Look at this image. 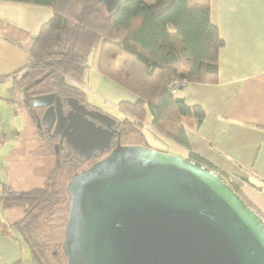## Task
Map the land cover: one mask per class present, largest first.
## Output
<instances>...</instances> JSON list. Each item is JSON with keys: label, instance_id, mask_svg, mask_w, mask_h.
I'll use <instances>...</instances> for the list:
<instances>
[{"label": "trees", "instance_id": "1", "mask_svg": "<svg viewBox=\"0 0 264 264\" xmlns=\"http://www.w3.org/2000/svg\"><path fill=\"white\" fill-rule=\"evenodd\" d=\"M7 1L49 6L53 11L25 49L31 61L21 81L24 102L35 121L43 112L34 106L37 97H86L80 84L86 79L90 57L96 55L98 72L137 98L133 104L119 106L126 120L120 128L122 142L137 131L128 125H146L189 149L187 130L199 128L206 113L199 106H187L183 96L171 94L169 86L184 80L212 83L218 74L223 42L211 21L210 0H121L115 13L93 0ZM140 139L135 144L150 146L143 134ZM190 158L212 169L199 156L190 153ZM65 173L55 168L44 186L28 191L0 188V209L19 206L22 211L7 225L0 218V232L8 234L11 228L19 232L36 264H67L62 245L69 197L59 179ZM231 176V187L241 196L240 188L249 183Z\"/></svg>", "mask_w": 264, "mask_h": 264}, {"label": "water", "instance_id": "2", "mask_svg": "<svg viewBox=\"0 0 264 264\" xmlns=\"http://www.w3.org/2000/svg\"><path fill=\"white\" fill-rule=\"evenodd\" d=\"M93 1L108 13L121 3ZM55 96L34 99L46 108L37 125L55 123L53 137L65 128L66 143L86 160L109 152L67 183V264H264V219L219 176L150 146L118 141L110 150L114 117L76 99L64 115Z\"/></svg>", "mask_w": 264, "mask_h": 264}, {"label": "crops", "instance_id": "3", "mask_svg": "<svg viewBox=\"0 0 264 264\" xmlns=\"http://www.w3.org/2000/svg\"><path fill=\"white\" fill-rule=\"evenodd\" d=\"M210 7L211 21L223 42L219 71L212 83H191L178 93L187 106L201 107L206 117L199 128L187 130L189 149L172 143L184 150L183 157L197 162L190 158L192 153L212 169L247 181L240 188L241 197L264 219V0H210ZM52 16L49 6L0 0V149L8 141L3 133L5 118L10 139L17 140L5 163L0 160V188L5 185L15 192H21L18 162L28 151L37 161L27 175H21L30 189L44 186L56 168L53 144L37 128L24 102L21 81L31 61L26 51L30 41ZM96 64L95 56L88 71H95L104 87L115 88L101 97L118 110L121 103L136 102L129 91L104 78ZM85 82L81 85L86 91Z\"/></svg>", "mask_w": 264, "mask_h": 264}, {"label": "rangeland", "instance_id": "4", "mask_svg": "<svg viewBox=\"0 0 264 264\" xmlns=\"http://www.w3.org/2000/svg\"><path fill=\"white\" fill-rule=\"evenodd\" d=\"M96 55H92L89 59V66L92 64V60ZM89 76H86V96L87 100L96 106H99L106 110L107 112H110L117 118H122L119 121L125 122L124 113L120 111L115 107H113L110 102L106 101L105 98L101 97L100 95L109 93L110 91H114L115 88H106L103 86V80H100L98 75L95 71L89 69ZM89 77V78H88ZM110 87H115L111 86ZM84 89V88H83ZM99 92V93H98ZM16 125L20 126L22 123L21 121H15ZM4 129L3 133H6V137L8 139L6 147H2L0 149V160L1 163H5L6 161V154L7 151L10 150L15 144H17V140L13 139L11 140V134L12 131L10 130L9 121L7 122V118L4 119ZM38 126V125H37ZM36 126V127H37ZM126 127V126H125ZM128 128L134 129L136 127L137 131L131 132L129 136L125 139H123L122 144H135L136 142H140L141 134L145 135L147 141L149 142L150 146L161 150L168 152L170 154L183 157L185 155L184 150L174 143H172L170 140L164 138L161 135L155 134L148 129L146 125H131V127L128 125ZM39 130L40 127H37ZM129 129V130H131ZM19 142V139H18ZM34 154V153H33ZM32 153L27 152V155L24 156V158H21V161L18 162V191H27L30 189V186H26L21 175H27V170L30 167L37 166V161L35 160V155ZM27 159V160H26ZM34 159V160H33ZM17 165V163H16ZM71 174H61L60 176V184L67 186L68 181L71 178ZM22 215L21 208L18 207H4L0 209V218L4 224H10L15 218H20ZM17 220V219H15ZM8 234H0V262L3 264H14L16 262L21 261L22 264H36L33 258L32 251L29 247V245L22 239L19 232H17L14 228H11L8 230ZM18 238V240H17ZM54 258V257H53ZM55 259V258H54ZM56 261L58 260V255L56 256Z\"/></svg>", "mask_w": 264, "mask_h": 264}, {"label": "flooded vegetation", "instance_id": "5", "mask_svg": "<svg viewBox=\"0 0 264 264\" xmlns=\"http://www.w3.org/2000/svg\"><path fill=\"white\" fill-rule=\"evenodd\" d=\"M84 91H85V89H84ZM85 94H86V92H85ZM55 97H53V99L50 101L52 106L55 103ZM60 99L62 102V110H63L64 115L70 111V108L67 105L68 100L76 99L79 104L85 106L90 111L91 110H94V111L99 110V111H102V112L107 113L108 115L114 117L117 120V123L112 128V130L114 129L115 132H114L113 140L111 142L110 150L113 149L117 145L118 141H120L122 143L120 128L123 126V124H121L122 122L119 121V120H121L120 118H117L116 116H114L110 112H107L106 110H104L103 108H101L99 106L91 104L87 100V96L84 98L82 96H77L75 94L74 95L68 94L67 97L64 96V98H60ZM42 103H43V101H42ZM40 111H43L42 116H41V119H42L44 117V113L46 112V108L41 107ZM49 121H50V119H46V123ZM54 125H55V123H54ZM54 125L52 126V123L50 125H48V123H47V124L42 125V127L40 129H41L42 133H44L46 138L48 137L49 140L50 139L53 140V142H54L53 143V151L55 154L56 166H59L56 168L62 169L64 172H66L65 174H67V175L71 174V176H72L73 174L80 172L81 170H83L85 168H89L91 165H93L98 160L104 158L109 153L107 151H104L103 153L94 152L92 154V156L87 160L80 157L79 154L82 153V149L79 148L78 150H72L71 146H69L66 143V137H63L64 134L66 135L65 128L60 130L59 135L53 137ZM97 125H99V124L97 123ZM65 127L67 128V123H66ZM103 127H105V126H103ZM48 128L50 129L49 132H47Z\"/></svg>", "mask_w": 264, "mask_h": 264}, {"label": "built area", "instance_id": "6", "mask_svg": "<svg viewBox=\"0 0 264 264\" xmlns=\"http://www.w3.org/2000/svg\"><path fill=\"white\" fill-rule=\"evenodd\" d=\"M188 82L187 81H177L172 83L169 86V91L171 94H178L180 91H186L188 89ZM211 172H213L215 175L219 176L225 183L231 186L232 182L234 181V177L229 175L228 177H224L221 173V171L217 169H210Z\"/></svg>", "mask_w": 264, "mask_h": 264}]
</instances>
